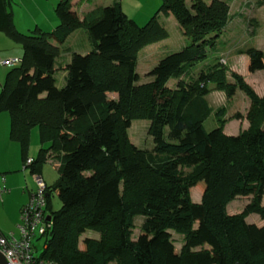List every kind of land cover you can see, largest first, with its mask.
<instances>
[{
  "label": "trees",
  "instance_id": "trees-1",
  "mask_svg": "<svg viewBox=\"0 0 264 264\" xmlns=\"http://www.w3.org/2000/svg\"><path fill=\"white\" fill-rule=\"evenodd\" d=\"M260 6L264 0H257ZM10 0H0V32L23 48L0 91V112L10 115V138L19 143L24 167L41 175L47 157L60 162L59 178L47 184V211L53 227L40 258L58 264H264V96L237 72L220 62L200 67L217 48L230 18L228 0H163L140 26L123 10L121 0L80 18L73 0H59V23L52 31L19 30ZM160 12L172 13L190 42L153 67L151 81L138 83V56L145 46L170 35ZM88 31L93 48L74 52L66 65V83L57 85L55 63L60 44L77 29ZM249 57V71L264 69V51L239 50ZM212 84V86H211ZM251 100L250 126L227 135L225 108L219 126L204 127L213 112L207 95L237 90ZM116 92L118 98H108ZM234 118H242L237 113ZM148 119L154 148L134 144L129 128ZM38 127L41 144L33 162L31 134ZM201 185V202L191 188ZM57 192L62 205L53 210ZM252 195L244 209L228 213L238 196ZM144 216L133 239L135 217ZM93 230L99 238L81 236ZM172 231L183 235L176 251Z\"/></svg>",
  "mask_w": 264,
  "mask_h": 264
},
{
  "label": "rangeland",
  "instance_id": "rangeland-1",
  "mask_svg": "<svg viewBox=\"0 0 264 264\" xmlns=\"http://www.w3.org/2000/svg\"><path fill=\"white\" fill-rule=\"evenodd\" d=\"M58 1L59 0H10L13 4L12 9L15 12L16 21L19 25H22L20 23L21 19L29 20L30 17L43 18L44 13L47 14L49 12L56 14L55 8ZM205 1L207 3H211L212 0ZM228 1L230 5V18L222 34L217 39V48L209 49L207 58L203 62H200L199 65L200 67H203L205 65L212 64L219 57L220 62L228 68V75L231 81H233L231 71L239 73L256 91V93L262 97L264 96V69L255 72L249 71V57L248 55L239 53V50L254 46L264 51V5L260 6L257 0ZM86 2L96 5L95 8H98L112 4L113 0H83V4H77L75 10L79 13H83L86 9L84 6ZM162 2L163 0H121L124 12L130 18L134 19L140 26L148 23V21L160 9ZM159 15H161L160 20L166 26L170 35L167 39L147 45L141 49L137 63V72L140 75L138 83L151 81L153 76L149 75V72L160 61V59L169 53L180 50L183 46L190 42V38L185 35L182 27L172 13L164 14L160 12ZM168 15L170 16V19H167ZM82 30L87 32L85 29ZM18 46L22 48L21 45L18 44ZM242 55L247 57V64L241 60V58L244 57ZM236 58L240 60L237 65L238 69L233 68L234 59ZM11 67L12 66H9V68ZM56 78L57 85L59 87H62L66 83L62 69L58 71ZM220 94H222L223 97H219ZM107 96L108 98H118V94L116 92H108ZM207 98L210 100L209 102H211V106L213 108V112L204 122V127L207 131H211L219 126L220 116L217 115V111L223 107L226 110L224 118H226L228 123L226 131L228 130L232 133H237L241 127L242 130H244L243 128L246 125V122L241 121V118H234L237 113L242 114V119L244 115L247 117L248 111L251 107V100L244 91L238 89L234 97L229 98L224 91L213 90L207 95ZM4 116H6V118H10L7 111L0 112V144L5 147L2 148L0 153V165H14L17 160V156L9 147L2 144L3 138L7 141L5 137H10V129L7 130V125L5 128ZM247 121H249L248 118ZM150 124L151 122L148 119H135L132 121V125L128 130L129 136L131 141L139 148L146 150H152L154 148V138L149 133ZM32 134L30 156L33 154V149L35 148L37 149V156L41 147L39 128H33ZM35 139L37 140L36 145L33 144ZM19 157L21 160V155H19ZM20 160L18 158V162ZM21 165V170L15 172L14 177L10 178V184L21 186L24 183L26 185L27 182V185L35 190L36 183L33 177L34 175L31 173L30 168L26 169L23 166L22 160ZM59 176L57 161L47 157L46 162L43 164V179L46 180L49 185H53ZM201 190V185H196L191 188V196L194 202H200L202 200L203 194ZM21 194V189H15L13 194L8 197L5 202H0V228L6 235H9L11 232H14L16 235L20 234V226L23 223L21 210L24 206L23 205L21 208H18ZM251 199L252 195L236 197L228 204V213L236 214L241 212ZM262 203L264 205V196ZM61 205V199L59 198L57 192L53 191L52 209L57 210L61 207ZM246 219L249 223H256L257 225L264 224V220L258 213H252ZM134 221L135 226L133 228L132 237L136 240L142 232L141 226L144 221V216H136ZM172 232L174 233L173 236L175 239L176 251L180 252L184 245L183 235L176 231ZM86 237L99 238L100 234L93 230H87L81 236V248H83V240ZM44 240L45 238L35 239L37 254H40V252L44 249ZM108 264H116V262H109Z\"/></svg>",
  "mask_w": 264,
  "mask_h": 264
},
{
  "label": "crops",
  "instance_id": "crops-1",
  "mask_svg": "<svg viewBox=\"0 0 264 264\" xmlns=\"http://www.w3.org/2000/svg\"><path fill=\"white\" fill-rule=\"evenodd\" d=\"M77 4L82 5L83 4V0H73V9L74 10H75V7L77 6ZM84 6L86 7V9L83 11V13H79L77 11V13H78L80 18H83V16L87 12L92 11L96 7V5H93V4L89 3V2H86L84 4ZM13 14H14V21H15V24H16L17 28L19 30L23 31V32H26V33H30L31 31H33V30H35L37 28L41 29L42 31H52L55 28V26L59 23L58 16L55 13L49 12L47 14L44 13V17L43 18L30 17L29 20H24V19L22 20L21 19L20 23L22 25H19V23L16 21V17H15V12L14 11H13ZM160 18H161V15H160ZM167 19H170L169 15H168ZM82 29H84V28H79V29L75 30L66 39V41L63 44L59 45L60 48H61V55L57 58L56 63H55V69H56L55 75L56 76H57L58 71L62 69L64 77L66 79L67 70L65 69V67L71 61L72 55H73L74 52L86 54V53H88V52H90L92 50V49H89V48H93V44H92V41L90 39L89 33H88V31L86 29L85 30L87 32H85ZM86 41H87V43H86ZM245 55H242L244 57L241 58V60H243L244 63L247 64L248 60H247V57ZM22 56H23V50H22V48L20 46H18V43L16 44V42L13 41L10 37H8L4 32H0V58H2V59L22 58ZM238 62H240V60L238 58L234 59V63H233V68L234 69H238V66H237ZM10 69L11 68H9V66L0 65V86H1V89H2V86H3L4 81L6 79V75H7L8 71ZM1 89H0V91H1ZM219 97H223L222 94H220ZM210 104H211V102H210ZM241 121L246 122V125L244 126L243 129H246V128H248L250 126V122L247 121L246 115H244L243 119L241 118ZM4 123H5V128H6V125H7V127H8L7 130H9L10 129V118L9 117L6 118V116H4ZM227 124L228 123H226L225 128H224L225 129L224 131L227 134L237 135L242 130V127H241L239 132H237V133H232L231 131H228V130L226 131ZM32 133H33V130H32ZM32 136H33V134H31V143H32ZM5 139H7V141L4 140V138H3V143L2 144L6 145L7 147H9L12 150V152L17 156V160H16L14 165H0V172L5 175V186H6V189H7V191H5L3 193V195H2V197L0 198V202H2V203L5 202L7 200V198L10 197L13 194L15 189H21L22 190V194H21V197H20L19 203H18V208L19 207L21 208V206L25 205L29 201L31 193L34 191V189L30 188L27 185V182H26V185L24 183L21 186H17L16 184H10V178L14 177V175H15L14 173L15 172L21 170V166H22L21 165V160H22L23 166H24V161H23V158H22L21 147H20L19 143L16 142V141H13L10 137L9 138L5 137ZM36 143H37V140L35 139L33 144L36 145ZM42 146L47 147L48 144L47 143H45L44 145L41 144V147ZM3 147L4 146H2L0 144V153H1V150H2ZM30 148H31V146H30ZM36 151H37L36 148L33 149V154L30 156V150H29V156L35 158ZM19 155H21V160H20ZM18 158L20 160L19 162H18ZM49 158L53 159V160H56V158H54L53 156H50ZM56 161H57V168H58L59 165H60V162L58 160H56ZM41 175L43 176V169H42ZM46 183H47V181H46ZM201 192L203 194V189L201 190ZM51 203H52V196H51ZM0 230H1V228H0ZM173 238H174V236H173Z\"/></svg>",
  "mask_w": 264,
  "mask_h": 264
},
{
  "label": "built area",
  "instance_id": "built-area-1",
  "mask_svg": "<svg viewBox=\"0 0 264 264\" xmlns=\"http://www.w3.org/2000/svg\"><path fill=\"white\" fill-rule=\"evenodd\" d=\"M21 58H0V65H20ZM33 162V158L27 160V164ZM36 189L31 193L30 200L21 210L23 223L20 226V234L11 232L9 235L0 230V264H58L54 260L40 258L37 254L35 239L44 240L53 227V219L47 220V183L42 175L33 174ZM7 191L5 175L0 172V198ZM4 261V262H3Z\"/></svg>",
  "mask_w": 264,
  "mask_h": 264
},
{
  "label": "water",
  "instance_id": "water-1",
  "mask_svg": "<svg viewBox=\"0 0 264 264\" xmlns=\"http://www.w3.org/2000/svg\"><path fill=\"white\" fill-rule=\"evenodd\" d=\"M46 218H47V220H51V219H53V216H52V214H48Z\"/></svg>",
  "mask_w": 264,
  "mask_h": 264
},
{
  "label": "bare ground",
  "instance_id": "bare-ground-1",
  "mask_svg": "<svg viewBox=\"0 0 264 264\" xmlns=\"http://www.w3.org/2000/svg\"><path fill=\"white\" fill-rule=\"evenodd\" d=\"M30 158H32V157H30ZM48 212V211H47ZM48 214H50L49 212H48Z\"/></svg>",
  "mask_w": 264,
  "mask_h": 264
}]
</instances>
